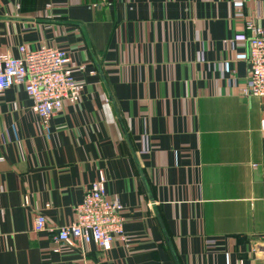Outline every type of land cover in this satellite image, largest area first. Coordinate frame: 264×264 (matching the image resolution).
<instances>
[{"label": "crops", "instance_id": "0c3cea01", "mask_svg": "<svg viewBox=\"0 0 264 264\" xmlns=\"http://www.w3.org/2000/svg\"><path fill=\"white\" fill-rule=\"evenodd\" d=\"M249 20L264 28V0H0V53L66 50L84 87L47 124L22 87L0 93V264H259L264 97L239 94ZM99 173L128 249L54 239Z\"/></svg>", "mask_w": 264, "mask_h": 264}, {"label": "built area", "instance_id": "2783aa9c", "mask_svg": "<svg viewBox=\"0 0 264 264\" xmlns=\"http://www.w3.org/2000/svg\"><path fill=\"white\" fill-rule=\"evenodd\" d=\"M245 29L249 33L245 39L248 81L239 89V94L264 97V28L249 20ZM18 51L19 57L0 53V93L15 85L22 87L43 124L65 104L74 105L81 100L84 87L74 78L75 67L66 50L41 44L31 50L21 45ZM104 182V175L99 173L81 203L76 205L74 220L56 229L55 241L67 246L76 242L84 246L93 243L103 250H110L116 243L129 248L131 240L125 235L121 216L123 207L117 198L106 194ZM45 228L46 218L36 215L34 230ZM259 264H264V248Z\"/></svg>", "mask_w": 264, "mask_h": 264}]
</instances>
